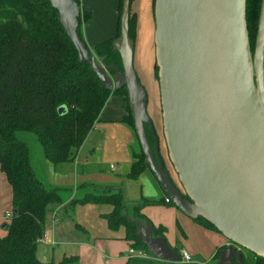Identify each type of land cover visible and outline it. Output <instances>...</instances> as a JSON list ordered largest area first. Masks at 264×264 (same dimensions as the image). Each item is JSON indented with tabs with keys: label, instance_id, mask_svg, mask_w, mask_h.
Returning <instances> with one entry per match:
<instances>
[{
	"label": "water",
	"instance_id": "water-1",
	"mask_svg": "<svg viewBox=\"0 0 264 264\" xmlns=\"http://www.w3.org/2000/svg\"><path fill=\"white\" fill-rule=\"evenodd\" d=\"M50 1L79 60L107 89L127 88L146 162L173 206L193 219L205 218L229 241L214 264H246V250L264 258V0L254 51L247 0H155L163 132L177 179L161 153L148 93L135 69L131 0L123 1L120 34L113 41L122 67L97 57L79 35L78 0ZM131 219L150 259L184 264L149 221Z\"/></svg>",
	"mask_w": 264,
	"mask_h": 264
},
{
	"label": "trees",
	"instance_id": "trees-1",
	"mask_svg": "<svg viewBox=\"0 0 264 264\" xmlns=\"http://www.w3.org/2000/svg\"><path fill=\"white\" fill-rule=\"evenodd\" d=\"M123 1L120 2V17ZM78 2L81 4V0ZM261 7L262 0H247L253 51ZM89 18L90 12L83 10L78 32L84 42L81 25ZM136 31L137 17L131 13L130 36L134 44ZM116 38L98 44L92 53L105 57L107 64L122 67L120 53L113 47ZM155 72L159 80L158 66ZM112 93L89 64L79 60L78 51L50 0H0V170L13 189V216L5 224L7 235L0 238V264H80L78 256H66L59 263L43 262L38 257V239L46 231L49 209L51 205L62 204L63 198L60 188H47L38 178L31 161V147L19 133H33L44 156L54 164L73 161ZM115 93L125 96L128 114L124 121L135 129L127 88L115 90ZM61 107H65L62 113ZM146 130L154 146V136L148 125ZM134 158L127 176L137 179L149 166L143 151L135 152ZM80 187L83 191L68 204L72 218L77 205L110 204L112 211L104 215L109 228L118 231L124 227L126 239L133 247L150 253L139 239L138 225L131 218L149 221L155 236L166 237L167 227L155 226L143 211L148 205L164 204V201H130L121 186L84 184ZM193 220L219 232L203 217ZM76 226L85 230L79 223ZM173 248L181 254L179 247ZM253 255L246 257V264H264V258ZM127 264L168 263L154 258H130Z\"/></svg>",
	"mask_w": 264,
	"mask_h": 264
},
{
	"label": "crops",
	"instance_id": "crops-1",
	"mask_svg": "<svg viewBox=\"0 0 264 264\" xmlns=\"http://www.w3.org/2000/svg\"><path fill=\"white\" fill-rule=\"evenodd\" d=\"M120 2L121 0H81V13L83 10L90 12V18L83 21L81 31L91 52H95L94 49L98 44L118 36L121 26ZM131 13L137 17L135 69L148 93L149 115L155 122L161 119L163 121L160 84L155 72L154 0H134L131 4ZM146 47L149 51L154 47L155 58L152 65L145 63ZM127 114L125 96L113 91L99 120L73 161L54 164L44 156L43 149L36 146L37 159L34 163L31 148V161L38 178L47 188H60L63 198L62 204L51 205L49 209L46 230L54 235L57 243L54 245L43 243L42 248L37 251L41 261L59 263L66 256H78L80 264H127L130 260L128 250L132 244L126 239V229L122 227L118 231L111 230L104 217L112 211V205L90 203L77 205L73 211L74 217H71L68 204L83 191L80 186L84 184L121 186L130 201L165 202V198L168 197L149 167L137 179L127 176L135 160L134 153L142 151L137 132L124 121ZM107 165H109L108 170L104 167ZM12 200V186L6 174L0 170V238L8 233L5 228L8 222L5 215L12 211ZM164 204L172 206L171 212L178 215L186 228L184 238L177 239L174 236L170 241L167 239L170 245L179 247L181 252L188 251L192 262L214 264L219 248L227 246L229 242L227 238L220 232L195 222L179 208L166 202ZM152 207L154 204L146 206L143 211L153 222ZM56 209H59L60 222L55 225L52 224V214ZM85 210L88 212L84 215ZM76 223L81 224L86 231L77 227ZM153 223L155 226H166L167 229L170 226L165 221ZM189 226L198 234L187 231L190 230ZM167 235L168 230L166 238ZM58 243L82 244L89 247V252L84 253L82 247L77 250L66 247L56 256L55 246Z\"/></svg>",
	"mask_w": 264,
	"mask_h": 264
},
{
	"label": "rangeland",
	"instance_id": "rangeland-1",
	"mask_svg": "<svg viewBox=\"0 0 264 264\" xmlns=\"http://www.w3.org/2000/svg\"><path fill=\"white\" fill-rule=\"evenodd\" d=\"M153 44H154V36H153V40H152V45ZM154 58H155L154 47H152L151 51H149L148 47H146V50H145V63H147L148 65H150V64L152 65L153 61H154ZM153 122H154V125H155V130L157 131V134H158L159 139H160L161 153H162L163 157L165 158V161L167 163V166H168L169 170L173 173L174 177L177 179L178 177H177V175H176V173L174 171L173 165L170 162L169 155H168L167 144H166V140H165V136H164V132H163V121L161 119V120H159L157 122H155L153 120ZM19 136L21 137V139L27 141L29 143L30 147L32 148L33 161L35 163L36 159H37V154H36V151H35V147L36 146H40V148H42L40 142L38 141L37 137L33 133L22 132V133H19ZM104 167L107 170L109 169V165L104 166ZM151 201H155V200H151ZM157 201H160V200H157ZM85 205H87V204H85ZM171 207L172 206H169V205H166V204H162V205L161 204H154V207H152V210L154 211L153 212V217H152L153 222H155V224H156V223H160L162 221H165L166 224L170 225V226H168V235H167V239L169 241L174 236L177 237V239L184 238V235H185V230L184 229H186V228H184L185 224H183L181 222V220L178 217V215L176 216V215H174L171 212V210H170ZM87 212L88 211L85 210L83 212V214L85 215V214H87ZM52 216H53V214H52ZM59 217H60V214H59ZM52 224H54L53 221H52ZM189 228H190V230H187V231H191V232H194V233L198 234L196 232V230H194L190 226H189ZM187 231H186V233H187ZM52 236H54V235L52 234ZM199 238H200V235H199ZM42 245H44V244L42 243V244L38 245V249L39 250L42 248L41 247ZM66 247H70V248H73V249H76V250L78 248L82 247V250H83L84 253H88L89 252V247L83 246L82 244H74V243H63V244H60V243H58L55 246L56 256L60 255L61 252ZM245 253H246V255H249V257H253L254 256L250 251L246 250ZM215 261L216 260H214V263H215Z\"/></svg>",
	"mask_w": 264,
	"mask_h": 264
},
{
	"label": "built area",
	"instance_id": "built-area-1",
	"mask_svg": "<svg viewBox=\"0 0 264 264\" xmlns=\"http://www.w3.org/2000/svg\"><path fill=\"white\" fill-rule=\"evenodd\" d=\"M165 202L167 204L171 203L172 200L169 197L165 198ZM59 209H56L53 211V223L56 225L60 221L59 217ZM12 211L8 212L5 215V219L9 222L12 219ZM39 243H45V244H51L54 245L57 243V240L55 239L54 236H52V233L49 232L48 230L45 231V233L38 239ZM238 248H241L240 246L236 245ZM128 256L129 258H142V259H150L151 255L148 253L146 250L141 249V248H135V247H130L128 250ZM181 259L182 263L184 264H189L192 263V257L190 253L186 250H183L181 252ZM203 264H207V262H204Z\"/></svg>",
	"mask_w": 264,
	"mask_h": 264
},
{
	"label": "flooded vegetation",
	"instance_id": "flooded-vegetation-1",
	"mask_svg": "<svg viewBox=\"0 0 264 264\" xmlns=\"http://www.w3.org/2000/svg\"><path fill=\"white\" fill-rule=\"evenodd\" d=\"M249 256V255H248ZM251 258V257H250Z\"/></svg>",
	"mask_w": 264,
	"mask_h": 264
}]
</instances>
